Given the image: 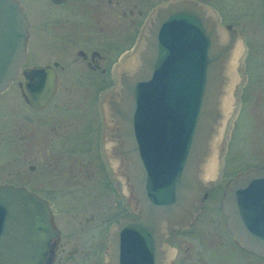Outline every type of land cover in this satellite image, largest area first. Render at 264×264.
I'll list each match as a JSON object with an SVG mask.
<instances>
[{
    "label": "water",
    "instance_id": "obj_1",
    "mask_svg": "<svg viewBox=\"0 0 264 264\" xmlns=\"http://www.w3.org/2000/svg\"><path fill=\"white\" fill-rule=\"evenodd\" d=\"M28 28L19 4L0 0V95L26 60ZM240 53L237 32L221 27L210 9L172 0L153 14L124 61L108 112L119 127L124 173L139 205L136 218L121 221L112 233L113 264H162L167 234L187 228L199 213L218 165L226 118L221 100L227 92L232 101ZM34 72L28 94L42 109L54 95L55 77L51 69ZM213 151L214 170L206 177ZM225 187L228 229L264 256V167ZM56 237L45 201L24 188L0 186V264H51Z\"/></svg>",
    "mask_w": 264,
    "mask_h": 264
},
{
    "label": "flooded vegetation",
    "instance_id": "obj_2",
    "mask_svg": "<svg viewBox=\"0 0 264 264\" xmlns=\"http://www.w3.org/2000/svg\"><path fill=\"white\" fill-rule=\"evenodd\" d=\"M14 1L29 34L26 60L0 95L12 92L0 110L6 112L0 142L6 172L0 186L24 188L46 202L57 232L51 264H113L112 233L121 221L136 218L139 201L124 173L109 103L120 59L134 53L153 14L172 0H48L50 16L39 18L37 27L48 55L42 64L29 60L39 54L33 25L20 0ZM192 1L240 38L235 91L243 107L254 79L264 83V0ZM124 32L132 41L120 53L115 45ZM37 68L51 69L55 77L54 95L42 109L32 106L28 94ZM16 98L22 105L14 103ZM225 186H211L194 221L167 234L162 264H264V256L245 248L228 229ZM120 206L131 216L120 217Z\"/></svg>",
    "mask_w": 264,
    "mask_h": 264
},
{
    "label": "rangeland",
    "instance_id": "obj_3",
    "mask_svg": "<svg viewBox=\"0 0 264 264\" xmlns=\"http://www.w3.org/2000/svg\"><path fill=\"white\" fill-rule=\"evenodd\" d=\"M20 2L33 25L32 38L36 41L33 48L39 50V54L29 60L31 63H46L48 61L47 49L41 42L40 36H38L37 27L39 18L43 20L50 16L52 10L49 1L20 0ZM127 34L129 35V32H124V39L122 38V41L115 45V48L120 49V53L128 50L131 45L132 39L128 38ZM126 59L125 56L120 59V68ZM62 63L67 66L69 64V62ZM236 85L237 83H235V87ZM16 87L17 85L14 84L11 90ZM235 87L231 92V108L219 135V148L216 146L215 158H218V165L212 177L213 187H223L229 180L251 168L264 167V83L254 79V85L244 95L243 107L240 106ZM11 93L10 91L7 92L0 99V110L4 108L3 103ZM14 103L22 105V101L17 98ZM4 113L6 112L0 111V142H3L1 140L5 137L6 116ZM5 155L6 151H4L2 145L0 147V182L5 179ZM124 187L128 186L125 185ZM123 216L131 215L128 213L127 208L120 206V217Z\"/></svg>",
    "mask_w": 264,
    "mask_h": 264
},
{
    "label": "bare ground",
    "instance_id": "obj_4",
    "mask_svg": "<svg viewBox=\"0 0 264 264\" xmlns=\"http://www.w3.org/2000/svg\"><path fill=\"white\" fill-rule=\"evenodd\" d=\"M220 106H221V108H220L221 109V113H222L223 119H224L225 116H227V114L229 113L230 108H231L230 107L231 106V101H230V98H229L227 92L224 95V97L222 98ZM219 135H220V133H219ZM217 137H218V135L215 136L214 139H213V143H212L213 147L217 143ZM213 170H214V151H213V154L211 155V157H210V159H209V161H208V163L206 165V174H205V176L209 177L212 174Z\"/></svg>",
    "mask_w": 264,
    "mask_h": 264
}]
</instances>
